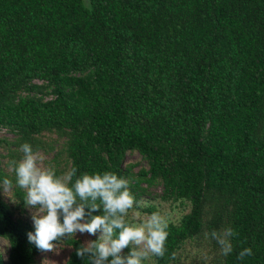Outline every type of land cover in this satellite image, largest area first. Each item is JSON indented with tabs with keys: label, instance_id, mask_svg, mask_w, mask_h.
<instances>
[{
	"label": "trees",
	"instance_id": "obj_1",
	"mask_svg": "<svg viewBox=\"0 0 264 264\" xmlns=\"http://www.w3.org/2000/svg\"><path fill=\"white\" fill-rule=\"evenodd\" d=\"M2 129L12 138L0 137V182L13 181L17 201L0 188V264L42 253L6 169L23 143L63 159L58 175L116 173L137 202L160 185L182 213L169 220L165 255L144 264H191L198 253L264 264V0H0ZM128 151L147 167L125 164ZM226 226L238 235L224 257L204 234ZM84 242L58 240L62 264H89L90 253L76 255ZM245 247L253 254L237 259Z\"/></svg>",
	"mask_w": 264,
	"mask_h": 264
},
{
	"label": "clouds",
	"instance_id": "obj_2",
	"mask_svg": "<svg viewBox=\"0 0 264 264\" xmlns=\"http://www.w3.org/2000/svg\"><path fill=\"white\" fill-rule=\"evenodd\" d=\"M21 151L22 159L11 160L8 165L15 173L16 186L26 191L25 204L37 210L31 217L34 231L27 233V239L40 252H55L61 238L87 233L97 238L81 244L76 255L85 258V253H90L89 264H144L152 256L165 255L169 220L158 212L139 224L128 220L134 205H149L134 199L125 178L111 171L77 176L76 167L58 175L54 168L42 166L43 156L29 143H23ZM12 186L7 177L0 182L4 190ZM204 235L216 242L221 256L233 253L232 241L238 235L233 227L213 229ZM124 249L129 251L124 253ZM252 254V249L245 247L237 259Z\"/></svg>",
	"mask_w": 264,
	"mask_h": 264
},
{
	"label": "rangeland",
	"instance_id": "obj_3",
	"mask_svg": "<svg viewBox=\"0 0 264 264\" xmlns=\"http://www.w3.org/2000/svg\"><path fill=\"white\" fill-rule=\"evenodd\" d=\"M87 3V0H84ZM0 137L12 138V135L7 133L5 129L0 130ZM43 156V161L40 162L43 167H52L60 168L64 165V160L61 159L59 163L52 161L53 152L45 153L42 151L36 152ZM3 164L6 162V158H2ZM125 164H135L134 170H138L140 167H147L146 161L141 157L137 151H128L125 158ZM10 170L9 167L6 168ZM26 192V191H25ZM2 194L6 202L9 204H15L17 201L13 195L12 188L10 190H4L2 188ZM141 202H147L148 207H153L152 212L141 210L139 208L130 209L128 213L129 219L133 223H142L143 220L153 212H158L161 215L165 216L168 220H176L182 213L181 208L174 203H171L168 200L162 198V187L160 185L149 186L142 196ZM143 207V206H142ZM146 208V207H145ZM36 209L31 208L30 206L25 205V211L23 216L27 218L32 224V215L36 213ZM76 235L81 236L85 241H88L91 237L87 233ZM98 235V234H97ZM8 253V243L7 241L0 237V255L3 257L4 261L7 259ZM68 254V248L63 243L56 245L55 252H42L34 264H62ZM192 256V255H191ZM189 259H187L188 261ZM191 264H215L211 262L210 256L205 257V254L198 253V255L192 259Z\"/></svg>",
	"mask_w": 264,
	"mask_h": 264
}]
</instances>
